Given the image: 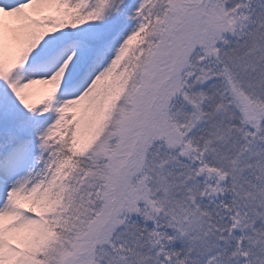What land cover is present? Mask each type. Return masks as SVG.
Segmentation results:
<instances>
[{"label":"snow or ice","instance_id":"obj_1","mask_svg":"<svg viewBox=\"0 0 264 264\" xmlns=\"http://www.w3.org/2000/svg\"><path fill=\"white\" fill-rule=\"evenodd\" d=\"M0 264H264V0H0Z\"/></svg>","mask_w":264,"mask_h":264}]
</instances>
